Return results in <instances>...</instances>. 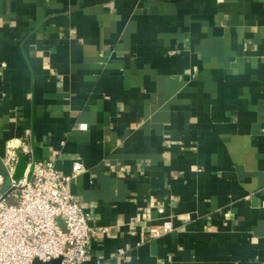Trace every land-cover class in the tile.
<instances>
[{"label":"crops","instance_id":"1","mask_svg":"<svg viewBox=\"0 0 264 264\" xmlns=\"http://www.w3.org/2000/svg\"><path fill=\"white\" fill-rule=\"evenodd\" d=\"M27 131L84 264H264V0H0V173Z\"/></svg>","mask_w":264,"mask_h":264},{"label":"built area","instance_id":"2","mask_svg":"<svg viewBox=\"0 0 264 264\" xmlns=\"http://www.w3.org/2000/svg\"><path fill=\"white\" fill-rule=\"evenodd\" d=\"M30 138L27 131L20 143L10 141L3 158L8 174L0 173V264H33L36 258L59 257L60 264H84L92 255L91 239L101 227L89 222L70 188L83 164L75 161L72 173L64 174L54 159L31 157L26 173L16 177L20 149L30 152ZM7 179L10 185L4 190ZM174 228L171 220L164 221L156 235Z\"/></svg>","mask_w":264,"mask_h":264},{"label":"water","instance_id":"3","mask_svg":"<svg viewBox=\"0 0 264 264\" xmlns=\"http://www.w3.org/2000/svg\"><path fill=\"white\" fill-rule=\"evenodd\" d=\"M9 185H10V180L7 179L3 189L4 190L7 189ZM60 263H61V258L60 257L59 258H53V259L47 260V261H43V260H41L39 258H36L34 260V262H33V264H60Z\"/></svg>","mask_w":264,"mask_h":264}]
</instances>
